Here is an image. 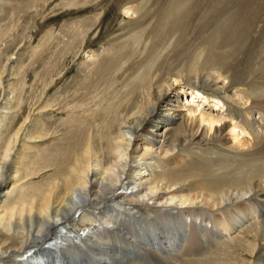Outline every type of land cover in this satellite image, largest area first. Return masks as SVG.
Instances as JSON below:
<instances>
[{
    "label": "bare ground",
    "instance_id": "obj_1",
    "mask_svg": "<svg viewBox=\"0 0 264 264\" xmlns=\"http://www.w3.org/2000/svg\"><path fill=\"white\" fill-rule=\"evenodd\" d=\"M142 1L124 31L138 56L102 64L128 97L42 149L40 184L24 168L48 127L26 142L28 115L0 152V264H264V0Z\"/></svg>",
    "mask_w": 264,
    "mask_h": 264
},
{
    "label": "rangeland",
    "instance_id": "obj_2",
    "mask_svg": "<svg viewBox=\"0 0 264 264\" xmlns=\"http://www.w3.org/2000/svg\"><path fill=\"white\" fill-rule=\"evenodd\" d=\"M99 1L101 0L0 1V72L8 60L14 57L7 63L8 73L4 76V84L0 89V152L28 115L30 118L26 125L29 136L26 142L30 140L32 133L29 131H33L36 136L48 127L47 131L52 136L44 142L32 139L33 148L28 150L24 168L28 174V182L24 184L27 187L42 182L39 176L42 149L51 148L60 139L68 136L74 130L69 125L71 121L75 119L74 123H79L77 126L88 127L80 122L91 119L97 101L104 99L100 105L105 112L110 108L107 98L125 99L129 95L126 92L129 91L131 77L126 79L120 66L108 72L104 71L102 64L111 62V59L115 60L118 55L127 58L129 54L136 52L135 55L138 56L139 49L135 46L138 49L135 51L133 40L125 32L132 22L131 19L136 18L137 13L132 12L133 8L140 6L143 1L131 3L129 14L112 6L97 10L95 4ZM242 99L237 100L243 102ZM212 102H217V99L209 98L205 110L220 115L221 110L215 104L213 106ZM180 103L184 107V96L179 98L178 104ZM81 105L86 108L91 106L80 110ZM193 105L195 108L199 107V104ZM43 107L49 111L42 112ZM184 108L188 111V107ZM85 111L91 113L79 117L78 114ZM227 116L225 119L229 120L230 117ZM101 124L102 120L97 119L92 126ZM21 148L20 146L18 151H24ZM199 154L204 157L213 156L210 160L204 159L211 162L217 161L215 157L220 152L206 150ZM187 159L198 160L197 157L189 155ZM134 173L133 176H142L138 174V167ZM256 215H249L252 222L257 219ZM250 236H245L244 241L249 242ZM257 242L262 244L264 241L260 239ZM231 243L239 244L237 239ZM246 251H242L245 259L252 260L249 256L251 253L247 251V254ZM173 262L178 263V260Z\"/></svg>",
    "mask_w": 264,
    "mask_h": 264
}]
</instances>
